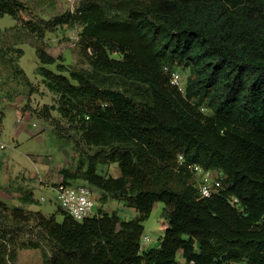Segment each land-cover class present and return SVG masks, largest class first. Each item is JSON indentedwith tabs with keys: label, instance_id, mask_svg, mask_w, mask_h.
<instances>
[{
	"label": "trees",
	"instance_id": "1",
	"mask_svg": "<svg viewBox=\"0 0 264 264\" xmlns=\"http://www.w3.org/2000/svg\"><path fill=\"white\" fill-rule=\"evenodd\" d=\"M27 9L0 0V17L40 39L64 23L82 27L92 72L68 71L36 48L57 110L78 143L95 148L77 170H61L63 183L83 180L137 217L77 222L61 210L58 222L0 201V264L15 263L17 247H47L44 264H178V254L185 264H264V0H83L45 29L23 18ZM178 68L188 71L183 90L172 83ZM54 109L33 113L62 130ZM106 164L120 175L98 172ZM192 166L220 174L217 194H199ZM19 201L39 205L31 191ZM158 202L167 228L157 248L142 250Z\"/></svg>",
	"mask_w": 264,
	"mask_h": 264
},
{
	"label": "rangeland",
	"instance_id": "2",
	"mask_svg": "<svg viewBox=\"0 0 264 264\" xmlns=\"http://www.w3.org/2000/svg\"><path fill=\"white\" fill-rule=\"evenodd\" d=\"M22 1L28 7L27 13L22 14L23 18L45 29L46 22L68 12L74 14L83 0ZM81 31L82 27L69 22L53 32H45L40 39L39 34L26 29L9 15L0 17V116L4 115L0 124V201L10 206L38 211L46 216L55 215L58 222L63 221V212L54 187L63 182L60 172L64 168L77 170L81 162H86L87 154L93 153L95 148L78 143L79 134L69 130L71 125L57 110L60 105L59 95L50 91L44 79L37 75L40 62L36 48L53 56L57 60L56 64H63L68 71L88 76L92 72L81 53ZM47 68L57 72L56 65ZM177 73L180 74V88L183 90L188 71L178 68ZM45 105L55 108L51 115L59 121L62 130L55 129L51 123L38 119L33 113H41ZM47 170L49 172L44 174ZM98 172L114 177L120 175L116 164L99 165ZM70 182L85 183L83 180ZM23 191L33 192L39 205L22 204L19 197ZM102 213H116L124 221L137 217V212L124 201L110 195L104 199L96 191L92 216ZM144 227V236L149 239L147 244L155 243L158 247L167 228L164 203L155 204ZM16 252L17 260L13 264H44L50 256L47 247H17ZM177 262L185 264L181 254H178Z\"/></svg>",
	"mask_w": 264,
	"mask_h": 264
},
{
	"label": "built area",
	"instance_id": "3",
	"mask_svg": "<svg viewBox=\"0 0 264 264\" xmlns=\"http://www.w3.org/2000/svg\"><path fill=\"white\" fill-rule=\"evenodd\" d=\"M180 74L172 75V83L180 85ZM3 148V146L1 147ZM180 159H182L180 157ZM196 180L199 194L202 197H211L217 194L222 187V179L216 171H206L201 167H190ZM54 190L57 193L61 210L77 222H82L92 216L96 200V191L87 184L58 183ZM236 202V201H235ZM149 242L148 237H142V244Z\"/></svg>",
	"mask_w": 264,
	"mask_h": 264
},
{
	"label": "crops",
	"instance_id": "4",
	"mask_svg": "<svg viewBox=\"0 0 264 264\" xmlns=\"http://www.w3.org/2000/svg\"><path fill=\"white\" fill-rule=\"evenodd\" d=\"M49 170L45 171L44 174L48 173ZM43 184H45L44 181L40 180ZM47 185V184H46ZM158 246H159V242H158ZM151 248H157V245L155 243H149V244H142V250H147V249H151Z\"/></svg>",
	"mask_w": 264,
	"mask_h": 264
}]
</instances>
